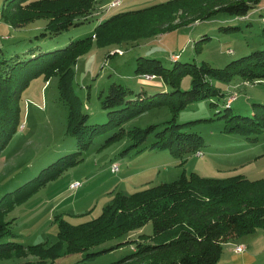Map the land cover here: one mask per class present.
I'll return each instance as SVG.
<instances>
[{"label":"rangeland","instance_id":"obj_1","mask_svg":"<svg viewBox=\"0 0 264 264\" xmlns=\"http://www.w3.org/2000/svg\"><path fill=\"white\" fill-rule=\"evenodd\" d=\"M166 1L168 0H96L95 9L86 21L70 26L56 35L48 34L47 20L44 18L22 27H13L0 14V52L5 58L17 56L20 60H28L40 53L62 48L71 40L91 35L104 17ZM228 1L231 0H210L205 5L199 3L195 13L202 16L212 5ZM6 3L7 0H0V10ZM115 3L118 5H114ZM176 15L179 17L180 14ZM193 15L190 13L189 17ZM142 26L144 25H138L139 28ZM132 27L134 26L128 25L123 29L130 31ZM43 32L45 35H41ZM204 36L207 38L199 43L201 49L196 52L193 45ZM260 49H264V0H260L245 16L216 12L208 18L147 38L122 40L105 46L97 45L94 38L90 48L77 59L73 90L80 100L81 111L88 114L87 123H103L108 119V109L101 107V98L107 92L109 84L120 83L131 89L128 99L136 98V94L142 91L153 94L166 87L160 77L147 79L135 73V60L138 56L157 58L166 67H171L172 60L178 59V55L182 62L206 61L214 67H223L233 59ZM171 55L177 57L173 58ZM36 61L38 60H31L25 68H31V64ZM151 81L155 84H148ZM190 81L191 77L185 76L180 89L190 88ZM242 81L239 77L229 83L213 80V84L223 91V97L193 101L176 115L177 123L189 122L185 128L188 132L202 136V156L193 152L184 158H177L167 149L151 148L153 133L139 148L128 150L126 149L132 141L127 133L107 142L106 139L114 131L97 135L83 152V159L78 164L66 169L26 201L16 204L5 213V220L13 219L12 229L15 233V236L5 240H14L23 245H49L55 242L56 216L72 223L96 217L101 210L100 206L98 208L100 203L95 198L108 187L114 186L118 177L123 175V187L120 185L116 191L126 190L127 194L172 181L181 173L191 171L208 178L237 174L251 180L264 177V129L250 134L249 138L226 133L223 132L224 120L215 115L218 111L223 112L225 100L229 96L235 97L231 98L230 105V112L233 114L251 115L253 103L264 104V80L253 83ZM171 117L170 107L167 104L161 105L128 119L123 127L127 131L134 127L144 128L156 124L158 130ZM66 121L67 106L59 98L57 77L51 76L48 81H45L44 75L33 78L21 93L18 129L0 152V197L33 178L49 163L77 149L74 137L66 132ZM112 163L118 164L117 172L111 171ZM76 179L81 181L80 189L67 190L68 183ZM73 201L74 205L69 204ZM254 233L240 238L247 236L243 242H249L248 239ZM152 234L149 222L121 238L107 240L87 251L63 253L54 260H47L46 264H148L151 260L148 255L133 253L138 248V243L155 244L164 236L153 238ZM257 238L258 244H264V230L258 231ZM124 240L127 242L119 247L85 258L87 252L109 249ZM239 257L227 252L220 256L216 264H227ZM126 258L128 261H123ZM34 259L36 257L32 254L21 258L10 255L1 257L0 264H17ZM260 260H264V254Z\"/></svg>","mask_w":264,"mask_h":264},{"label":"trees","instance_id":"obj_2","mask_svg":"<svg viewBox=\"0 0 264 264\" xmlns=\"http://www.w3.org/2000/svg\"><path fill=\"white\" fill-rule=\"evenodd\" d=\"M210 0H168L141 9L122 11L100 19L91 35L71 40L62 48L40 53L28 60L16 57L5 58L0 52V152L6 147L17 131L20 119L21 93L29 82L44 75L45 81L57 77L59 98L67 106L66 132L76 141L77 149L41 168L31 179L0 197V258L23 257L32 254L34 260L17 264H46L63 253L87 251L107 240L121 238L132 231L151 223L152 236L162 237L155 244L138 243L133 253L148 255V264H216L220 259L223 245L231 240L264 229V177L248 179L241 174L224 178L202 177L191 171L181 173L169 182H162L130 194L116 192L111 202L101 208L94 218L72 223L56 216L57 240L51 244L38 243L23 245L14 240L13 219L5 220L6 212L16 204L26 201L48 182L59 177L66 169L78 164L83 152L97 135L114 131L106 139H118L127 133L132 141L130 148H139L153 133L151 148L167 149L177 158L195 153L204 145L202 136L188 132L189 122L177 123L175 117L189 103L196 100L223 97L224 93L213 84V80L225 83L239 77L243 83L264 80V49L255 50L214 67L206 61L182 62L172 60L166 67L157 58L138 56L135 73L140 76L160 77L166 87L153 94L144 91L136 98L128 99L131 89L120 83H111L101 98V107L108 109L107 121L88 124V114L81 111L80 100L73 90L75 66L80 55L91 46L93 39L99 46L120 43L122 40L147 38L185 26L198 19L210 17L216 12L232 16H245L260 0H231L212 5L205 14L195 13L199 3ZM216 1V0H214ZM96 0H7L0 14L13 27H22L37 19L47 20L48 34L56 35L70 26L86 21L95 9ZM196 4V5H195ZM160 12V13H157ZM157 13V14H156ZM179 13V17H177ZM194 14L189 17V14ZM143 24L144 26L138 27ZM134 26L130 31L124 26ZM45 35V32L41 33ZM193 48L199 52L200 42ZM34 54L32 51L30 52ZM48 56H45L47 55ZM33 59L38 61L25 65ZM24 68V69H23ZM185 76H190V88L180 89ZM153 80V79H152ZM242 83V84H243ZM165 90V91H164ZM215 113L224 120L223 132L250 137V134L264 129V104L253 103L251 115L233 114L230 105ZM168 105L171 119L156 130L157 125L144 128L134 127L125 131L123 124L143 111ZM211 105L215 103L210 102ZM222 112V113H221ZM255 137L252 138L254 140ZM109 249L87 252L85 258ZM123 261H128L126 258Z\"/></svg>","mask_w":264,"mask_h":264},{"label":"crops","instance_id":"obj_3","mask_svg":"<svg viewBox=\"0 0 264 264\" xmlns=\"http://www.w3.org/2000/svg\"><path fill=\"white\" fill-rule=\"evenodd\" d=\"M148 84H155V82L151 81ZM157 85H162V84L157 83ZM124 180H125L124 175L119 176L118 181H116V184H114V186L108 187L106 191L102 192L100 195H98L95 198V199H98V203H100L98 205V208L100 206V208H99L100 210L105 204H108L111 202V199L113 198V196L116 192L127 193L126 190L116 191V189L120 185H121V187H123L122 185H123ZM73 181H80V180L76 179V180L70 181L67 185V190H79L80 187L82 186V185H80L79 187H77L75 189H71L69 187V184ZM124 189H126V188H124ZM85 191H87V189ZM87 193L88 192H86V194ZM62 202H63V200H62ZM74 203H75V201L70 202L69 204L74 205ZM71 211H74V210L72 209ZM260 230H264V229H257L255 231L254 235H252L253 237L251 239H248L249 242H243L245 239H247V236H245L242 238L239 237L238 239L228 241L223 245L221 256H224V254H226L227 252L240 256L239 259L229 261V262H227V264H264V260H260V257L264 254V244H263V242H261L260 244L257 243V241H258L257 234H258V231H260ZM239 244L245 245V249L243 251L237 252V251H235L234 247L239 245Z\"/></svg>","mask_w":264,"mask_h":264},{"label":"built area","instance_id":"obj_4","mask_svg":"<svg viewBox=\"0 0 264 264\" xmlns=\"http://www.w3.org/2000/svg\"><path fill=\"white\" fill-rule=\"evenodd\" d=\"M114 5H118V3H115ZM174 56H176V55H171V57H173V58H174ZM152 76L153 75H146L145 78L150 79V78H152ZM231 98H235V97H230L229 96V98L227 99V103H226L227 105H230V102H232L231 101L232 100ZM195 154L197 156H202L203 155V152H202V150H197L195 152ZM110 169H111L112 172H117L118 171V164L117 163H112L111 166H110ZM80 185H81V182H79V181H73V182H71L69 184V187L71 189H75V188L79 187ZM234 249L237 252L243 251L245 249V245L239 244V245L235 246Z\"/></svg>","mask_w":264,"mask_h":264}]
</instances>
